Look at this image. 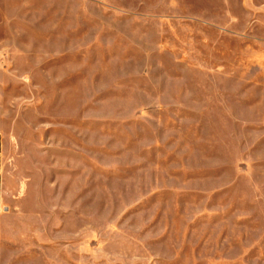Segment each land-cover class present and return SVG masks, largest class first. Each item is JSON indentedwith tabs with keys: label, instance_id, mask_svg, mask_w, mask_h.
Instances as JSON below:
<instances>
[{
	"label": "rangeland",
	"instance_id": "obj_1",
	"mask_svg": "<svg viewBox=\"0 0 264 264\" xmlns=\"http://www.w3.org/2000/svg\"><path fill=\"white\" fill-rule=\"evenodd\" d=\"M2 264H264V0H0Z\"/></svg>",
	"mask_w": 264,
	"mask_h": 264
},
{
	"label": "crops",
	"instance_id": "obj_2",
	"mask_svg": "<svg viewBox=\"0 0 264 264\" xmlns=\"http://www.w3.org/2000/svg\"><path fill=\"white\" fill-rule=\"evenodd\" d=\"M4 135L3 132L0 130V264L4 261L3 258V250H4V244H5V230L7 228L6 220L8 218L9 212H6V202L4 198V181H3V175H2V166H3V160H2V151L4 147Z\"/></svg>",
	"mask_w": 264,
	"mask_h": 264
}]
</instances>
